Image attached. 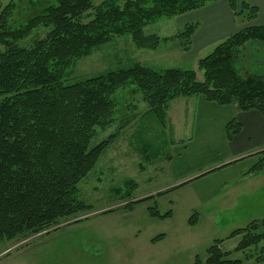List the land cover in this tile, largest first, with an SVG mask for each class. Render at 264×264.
Returning a JSON list of instances; mask_svg holds the SVG:
<instances>
[{
    "label": "trees",
    "instance_id": "1",
    "mask_svg": "<svg viewBox=\"0 0 264 264\" xmlns=\"http://www.w3.org/2000/svg\"><path fill=\"white\" fill-rule=\"evenodd\" d=\"M23 1L24 6L22 0H10L0 10V243L48 233L61 221L78 222L81 219H72L92 210L91 204L80 199L78 184L120 134L122 125L90 147L98 131L115 121L117 103L112 95L118 89L135 85L147 106L146 114H154L162 124L168 119L169 103L179 97L200 96L218 106L264 116V74L242 64L248 43L258 42L264 49V26L247 25L258 14L249 0H225L246 25L200 57L196 70L155 69L133 62L71 83H65V75L74 61L114 37L128 35L136 48L148 50L173 38L187 51L197 22L163 38L145 34L144 27L217 0H102L97 5L92 0ZM19 8L31 14L17 24ZM41 26L51 28L29 46L18 44ZM240 128L232 118L225 127L226 138L231 139ZM170 156L164 155L165 163ZM263 167V163L249 167L246 174ZM136 186L134 180L126 179L123 188L112 189L113 196L128 200L124 206L131 208L168 191L131 200ZM150 213L159 218L170 215L161 214L156 207ZM239 234L242 237L234 252H243V259H232L217 239L206 249L205 263L263 262L264 218L234 230L230 237Z\"/></svg>",
    "mask_w": 264,
    "mask_h": 264
},
{
    "label": "rangeland",
    "instance_id": "2",
    "mask_svg": "<svg viewBox=\"0 0 264 264\" xmlns=\"http://www.w3.org/2000/svg\"><path fill=\"white\" fill-rule=\"evenodd\" d=\"M9 1L0 0V10ZM101 1L92 0V3L97 5ZM22 2L24 6L26 3ZM19 10V17L16 18L20 22L17 24L31 14L28 9ZM177 23L176 17L160 18L144 27V33L155 31L166 37L168 29L174 28ZM50 28L38 27L18 44L29 46ZM181 51L173 38L162 41L154 50H148L136 48L128 35L114 37L94 49L90 55L74 61L66 71L65 83L126 67L142 61L140 56H152V62L147 65L155 69L196 68L197 65L193 68L194 60L181 66L175 57L180 56L176 52ZM204 55V52H200L198 57ZM244 56L242 64L245 68L264 74V49L258 42L248 43ZM236 67L243 72L241 64L238 63ZM197 77L202 79L201 72L197 71ZM112 97L117 103L115 121L107 129L98 131L90 141V147L122 125L120 134L101 154L87 177L78 184L80 199L91 204L92 210L72 219H81L78 222L61 221L56 229H49L48 233L43 231L2 241L0 264H206V249L217 239L222 240L221 249L230 252L232 259H243V252H234L242 235L230 237V234L236 229L245 228L253 220L263 218L264 205H251L242 211V202H229L232 197L227 195L238 194L246 185L244 183L240 188L236 185L233 191L230 190L233 182L231 186L230 183L222 186L219 195L204 202L194 191V187L200 183L196 180L176 181L164 162L167 153L176 155L172 167L199 157L198 151L185 146L193 133L191 121L196 112L192 106L184 111V103L178 101L187 97H179L169 103L168 119L164 124L154 114H146L147 106L135 85L116 90ZM169 117L177 124L178 131L175 133ZM222 157L221 152L213 156L211 164L221 163L225 159ZM248 159L230 166L264 165V155ZM211 164L208 167H212ZM259 176V180L264 179L263 174ZM126 179L134 180L137 185L131 200L154 196L165 189L168 191L126 208L124 204L128 200L119 199L112 193L113 188H123ZM207 180L209 183L213 181ZM152 207H156L161 214L170 212V215L154 217L150 213ZM244 264L258 263L245 260Z\"/></svg>",
    "mask_w": 264,
    "mask_h": 264
},
{
    "label": "crops",
    "instance_id": "3",
    "mask_svg": "<svg viewBox=\"0 0 264 264\" xmlns=\"http://www.w3.org/2000/svg\"><path fill=\"white\" fill-rule=\"evenodd\" d=\"M249 2L256 6L258 14L252 22L247 24L264 26V0H249ZM175 17L178 23L174 28L168 29L165 34L166 37L172 36L187 23H198L191 39L190 48L187 51L176 52L180 56H175L182 64L181 66H186L187 62L194 60L193 68L196 67L197 60L200 58L198 57L200 52L209 53L219 42L246 25L240 16H235L232 13L225 0L209 2L198 10ZM150 34L164 37L155 31ZM250 43L255 44L257 42ZM140 58L143 60L138 62L144 65L152 62L153 59L152 56H140ZM178 101L184 103V111L190 106L196 111L191 121L193 133L185 146L198 151L199 157L196 160H188L185 164H177L172 167L176 155L171 154L170 160L165 164H168V170L174 175L176 181L196 180L200 184L194 187L195 195L204 202L209 201L215 195H219L222 186L228 185V183L230 186L232 182L234 183L230 189L233 191H235L236 185L240 188L246 183L238 194L227 195L232 197L229 202H234V200L235 202H242V211L250 208L251 205H264V179L259 180V174L264 176V167L263 170L254 174H246L249 169L246 165L230 166L250 157L264 155V116L257 111L241 112L234 106H218L207 102L200 96L180 98ZM232 118L236 119L241 128L231 139H227L225 127ZM169 120L175 133L178 131L177 124L172 122L170 117ZM220 152L224 156L222 158L225 159L221 163L214 162L212 164L215 165H212L213 156L216 157ZM190 155L193 157L192 154ZM210 164L212 167H208ZM207 179H213V181L209 183ZM263 262L261 264H264Z\"/></svg>",
    "mask_w": 264,
    "mask_h": 264
}]
</instances>
